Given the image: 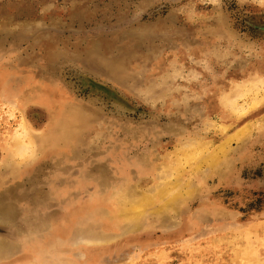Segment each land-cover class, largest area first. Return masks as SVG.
Here are the masks:
<instances>
[{
  "label": "rangeland",
  "instance_id": "1",
  "mask_svg": "<svg viewBox=\"0 0 264 264\" xmlns=\"http://www.w3.org/2000/svg\"><path fill=\"white\" fill-rule=\"evenodd\" d=\"M0 264H264V0H0Z\"/></svg>",
  "mask_w": 264,
  "mask_h": 264
},
{
  "label": "bare ground",
  "instance_id": "2",
  "mask_svg": "<svg viewBox=\"0 0 264 264\" xmlns=\"http://www.w3.org/2000/svg\"><path fill=\"white\" fill-rule=\"evenodd\" d=\"M240 92V91H239ZM228 99V98H227ZM230 99H228L227 101H229ZM232 101V99H231ZM191 143H189L190 145ZM195 144V143H194ZM192 145V144H191ZM202 145V144H201ZM199 146V145H198ZM182 148H180L181 150L183 149V145L181 146ZM193 147V146H192ZM191 148V147H190ZM185 149V148H184ZM187 149V148H186ZM189 149V148H188ZM207 149V148H206ZM178 151V150H177ZM185 151V150H183ZM193 152V151H192ZM200 152V151H199ZM212 152V151H211ZM176 154V153H175ZM209 157V156H207ZM184 158V157H183ZM214 158V157H213ZM188 160V159H187ZM169 167V166H168ZM166 169V168H165ZM167 170V169H166ZM168 171V170H167ZM164 173V171H163ZM161 175V174H160ZM159 175V176H160ZM164 176V174L162 175ZM162 178V177H161ZM160 179V178H159ZM165 179V178H164ZM166 182V180H165ZM159 183V182H158ZM157 185V184H156ZM178 185V184H177ZM155 187V186H154ZM160 187H162L160 185ZM156 188V187H155ZM157 189V188H156ZM159 190V189H158ZM165 191V190H164ZM162 191V192H164ZM169 191V190H168ZM155 192V191H154ZM164 194V193H163ZM139 195V194H138ZM147 195V194H146ZM148 196V195H147ZM128 198L123 199L122 201H119V203L117 204V206L115 207V215L119 216L120 218L122 216H128L129 218H133L135 216H137V214L141 211L142 207H143V200L139 198V196H137L138 198H134V197H129ZM136 197V196H135ZM150 197V196H148ZM147 197V198H148ZM176 197H179V195H177ZM161 198V197H160ZM116 202V201H115Z\"/></svg>",
  "mask_w": 264,
  "mask_h": 264
}]
</instances>
